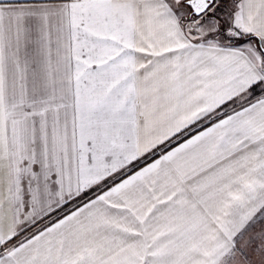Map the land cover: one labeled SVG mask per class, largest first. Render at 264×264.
Instances as JSON below:
<instances>
[{"label":"snow or ice","instance_id":"snow-or-ice-1","mask_svg":"<svg viewBox=\"0 0 264 264\" xmlns=\"http://www.w3.org/2000/svg\"><path fill=\"white\" fill-rule=\"evenodd\" d=\"M0 264H264V0H0Z\"/></svg>","mask_w":264,"mask_h":264}]
</instances>
